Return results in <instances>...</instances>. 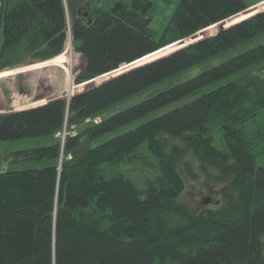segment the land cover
Instances as JSON below:
<instances>
[{
    "label": "trees",
    "instance_id": "trees-1",
    "mask_svg": "<svg viewBox=\"0 0 264 264\" xmlns=\"http://www.w3.org/2000/svg\"><path fill=\"white\" fill-rule=\"evenodd\" d=\"M85 1L78 12L70 0L69 20L65 0H18L11 7L4 0L0 54L22 43L45 60L64 50L71 33L85 57L74 75L79 84L160 56L69 100L58 95L0 113V139L53 138L10 151L14 160L45 158L47 164L0 168V264H264V163L258 164L264 159V0L249 8L244 0H178L162 29L151 34L113 12L114 0ZM131 1L141 13H154L152 0ZM245 8L227 19L232 24L176 48L182 38ZM158 84L146 98L115 109ZM123 161L149 163L159 173L141 187L116 168ZM180 165L192 178L202 171L230 179L234 192L221 206L193 212L179 201L185 187Z\"/></svg>",
    "mask_w": 264,
    "mask_h": 264
},
{
    "label": "rangeland",
    "instance_id": "rangeland-1",
    "mask_svg": "<svg viewBox=\"0 0 264 264\" xmlns=\"http://www.w3.org/2000/svg\"><path fill=\"white\" fill-rule=\"evenodd\" d=\"M18 0H6V5L8 7L13 6ZM75 9L77 7L78 0H73ZM116 0L113 1L114 4ZM130 1L131 0H123ZM247 3H251L247 8L252 5L257 4L258 2H262V0H244ZM4 0H0V12L3 5ZM66 10L68 19L70 20L71 16V8H70V0H65ZM129 2V3H130ZM153 4L156 5L154 9V13H152L149 9L144 12V15L150 17L148 22V27L153 29L155 32H158L162 29L163 25L169 20L172 11L174 10L178 0H152ZM94 4L104 5L102 0H94ZM243 9L235 14L230 15L224 20H220L217 22L216 26H212L209 28H202L198 30V33L194 36L192 34L182 38L187 39L181 43L182 45H187L199 37L212 35L221 27V23L223 25L231 24L228 23L227 19L231 18L233 20L236 18L237 14L246 11ZM264 8L262 5L259 6V10ZM236 15V16H235ZM234 16V18H233ZM70 22V21H69ZM71 34V33H70ZM188 37H191L189 39ZM182 39H179L182 40ZM178 41V40H177ZM4 43V34L2 24L0 25V50L3 47ZM180 45V43H177ZM177 45L169 47L170 49L176 47ZM168 48V50H169ZM175 49V48H174ZM173 50V49H172ZM170 50V51H172ZM164 51V50H163ZM168 51V52H170ZM165 52L163 54H166ZM160 54L157 53L156 56ZM161 53V55H163ZM155 55L143 59L142 61H137L132 64H123L117 70H113L100 76L98 78H93L94 81L90 83H76L74 82L75 73L80 70L84 63L85 57L79 51L74 49V45L72 42V37L68 35L65 47L62 52L59 54L47 58L45 60H38L36 57L28 53L22 43L17 45H13L10 48L4 49L0 54V65H5L6 67L0 70V113L6 112L12 109H21L33 105H37L39 103L45 102L47 99L54 96H64L68 98L70 93V85L73 84L74 89L73 92L78 90H82L87 87L93 86L95 83L105 80L111 76L116 75L136 64L151 60ZM155 56V57H156ZM160 56V55H159ZM12 65V66H9ZM198 67H194L189 70L185 75L187 76L193 74V72L197 71ZM162 85L152 86L144 91L136 93L130 97L125 98L123 101L118 103L115 106V109L122 108L124 106H128L135 102H138L147 96H149L152 92L155 91L156 88L161 87ZM205 89L210 88L209 86L204 87ZM184 99H180L163 107L157 108L147 114H144L122 126L110 131L106 135L100 137L93 144L109 137L115 135L116 133H120L129 128L136 126L137 124L146 121L147 119L158 115L169 108L180 104ZM114 110V109H113ZM79 128L76 125L70 131L76 132ZM66 129L69 130L66 127ZM217 134L215 143L219 144ZM170 140H177L175 138H169ZM53 141L52 137L48 136H32V137H22L19 139H0V155H1V164L0 168L3 166L8 168H16V167H24V166H43L48 163L47 159H36V158H25L21 157L20 159H12L10 157V151L20 148L32 147L36 145L48 144ZM142 152L145 157L149 161L154 162V157L152 154L144 147L142 148ZM194 161L196 167L199 169V162L191 157ZM5 163V165H3ZM264 163V159H258V164ZM116 168L122 171L124 174L130 176L139 186H144L145 180L147 178H152L159 173V169L155 165H151L149 163L135 161V162H120L116 165ZM180 170L185 179V187L179 196V201L186 203L193 212L202 211L208 207H218L225 203L227 199L228 192H234L230 188V179L219 180L213 178L204 172L200 171L198 178H192L188 175L184 169V166L180 165ZM213 172V169H210ZM108 173V172H107ZM263 242H264V234H263Z\"/></svg>",
    "mask_w": 264,
    "mask_h": 264
},
{
    "label": "water",
    "instance_id": "water-1",
    "mask_svg": "<svg viewBox=\"0 0 264 264\" xmlns=\"http://www.w3.org/2000/svg\"><path fill=\"white\" fill-rule=\"evenodd\" d=\"M79 3L80 4L77 5L78 12H80L82 9H85L86 8L87 1H85L83 4H82V2H79ZM128 6H129V2L123 1V0H116L115 3L111 6V10L113 12H117L118 14H120L121 16H123L126 20H128L129 22H131L133 25H135L140 30L144 31L147 34H151V29L148 27V22L150 20V17H147L143 13L139 12L136 9L137 4L135 2H132L131 3V7L130 8H128ZM257 11H259V10H257ZM84 13H85V15H87L88 14V9ZM89 21H91L90 18H89ZM223 23L224 22L221 23V27L220 28H223V27H226V26L230 25V24L223 25ZM199 38H201V37H199ZM182 46H185V45H180V46H178L176 48H179V47H182ZM93 81H94V79H91V80L85 81L84 83H90V82H93ZM101 81L95 83L94 85L100 83ZM78 91H80V90H78ZM73 93H75V92H72V94ZM70 96L71 95L68 96V98H67L68 100H69Z\"/></svg>",
    "mask_w": 264,
    "mask_h": 264
},
{
    "label": "flooded vegetation",
    "instance_id": "flooded-vegetation-1",
    "mask_svg": "<svg viewBox=\"0 0 264 264\" xmlns=\"http://www.w3.org/2000/svg\"><path fill=\"white\" fill-rule=\"evenodd\" d=\"M79 2H82V4H83V3L85 2V0H78L77 5L80 4ZM128 2H130V1H128ZM114 3H115V2H114ZM131 3H132V1L129 3L128 8L131 7ZM112 5H113V4H112ZM112 5H111V6H112ZM136 9H137L139 12H141L140 9H139V5L136 6Z\"/></svg>",
    "mask_w": 264,
    "mask_h": 264
},
{
    "label": "built area",
    "instance_id": "built-area-1",
    "mask_svg": "<svg viewBox=\"0 0 264 264\" xmlns=\"http://www.w3.org/2000/svg\"><path fill=\"white\" fill-rule=\"evenodd\" d=\"M69 35H70V38H71V34L69 33Z\"/></svg>",
    "mask_w": 264,
    "mask_h": 264
},
{
    "label": "bare ground",
    "instance_id": "bare-ground-1",
    "mask_svg": "<svg viewBox=\"0 0 264 264\" xmlns=\"http://www.w3.org/2000/svg\"><path fill=\"white\" fill-rule=\"evenodd\" d=\"M70 90H71V85H70Z\"/></svg>",
    "mask_w": 264,
    "mask_h": 264
}]
</instances>
